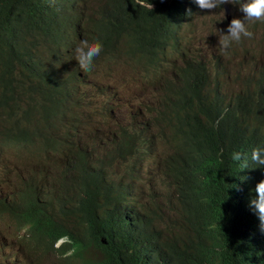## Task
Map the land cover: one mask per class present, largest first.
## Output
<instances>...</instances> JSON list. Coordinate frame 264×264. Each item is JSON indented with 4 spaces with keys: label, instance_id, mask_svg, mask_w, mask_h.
<instances>
[{
    "label": "clouds",
    "instance_id": "obj_1",
    "mask_svg": "<svg viewBox=\"0 0 264 264\" xmlns=\"http://www.w3.org/2000/svg\"><path fill=\"white\" fill-rule=\"evenodd\" d=\"M56 2L74 15L72 26L78 23L91 28L105 14L125 20L148 16L160 27L163 43L146 44L129 30H121L107 50L96 39H82L76 48L66 49L58 38H44L37 29L33 54L39 65L21 57L0 38V116L14 120L13 124L0 123L1 176L5 168H10L13 175L12 182L4 180L10 190L0 183L6 192L0 201H20L16 190L23 175V164L3 157L2 149L21 153L27 151L26 142L38 139L43 141V147L37 149L41 161L50 167L52 179L47 188L56 206L66 199L65 209H72L86 193L95 199L92 226L80 224L74 232L75 241L64 235L53 243L54 248L72 244L66 254L72 262L65 264L101 259L94 239L112 251L115 264H264V148H260L264 145V0ZM87 4L94 11L85 24L80 14ZM216 12L222 14L216 24L225 33L219 39L224 50L232 43L243 45L262 31L263 46L251 56V66L238 64L226 69L217 57L212 65L201 59L186 61L173 71V77L161 82L152 105L142 108L145 115L141 118L130 116L128 103L120 111L121 99L114 103L119 117L112 120L104 118L99 110H87L80 91L82 83L92 76L94 68L95 74L101 73L119 59L122 37L129 57L139 54L137 62L146 57L149 64L144 68L158 76L165 66L158 54L166 46L177 49L181 25ZM16 24L29 22L24 15L0 12V30ZM90 35L96 37L97 33L91 31ZM180 54L183 56V52ZM188 65L205 72L195 81L188 109L202 128L173 136L165 122L173 110L184 112L180 105L187 96L182 88L187 80L183 70ZM120 76V72L113 75L116 79ZM63 80H68L69 92L59 98L68 105L53 107L50 100L55 95V83ZM100 91L105 93L103 88ZM155 101L159 105L156 114ZM71 104H75L72 110ZM34 111L41 112L47 128L57 121L73 126L81 119L98 121V126L83 128L82 143L76 148L71 142L74 134L67 127L48 133L32 125L34 121L28 115ZM23 113L27 114L26 124ZM244 149H251V157L242 159ZM214 155L238 162L230 172H217L211 165ZM52 157L63 159V164L50 163ZM146 161L156 168L155 186H169L163 196L155 194V186L138 183L133 175L137 164ZM13 164H19L18 169ZM43 187L35 173L31 182H25L23 195L27 192L44 198ZM0 217L9 218V227L16 232L24 230V234L11 238L14 247L1 251L0 264H34L42 259L56 264L54 252H46L28 238V226L20 225L8 213H0ZM70 223L75 225L74 217ZM90 248L98 254L93 260L87 257Z\"/></svg>",
    "mask_w": 264,
    "mask_h": 264
},
{
    "label": "rangeland",
    "instance_id": "obj_2",
    "mask_svg": "<svg viewBox=\"0 0 264 264\" xmlns=\"http://www.w3.org/2000/svg\"><path fill=\"white\" fill-rule=\"evenodd\" d=\"M83 9V13L80 14L82 22L87 23L94 9L91 4H87ZM221 13H212L207 17H200L196 20L192 19L190 22L181 25L178 33V46L165 47L163 53H159L160 62L165 66L160 68L159 75L156 76L153 73L148 72L146 67L149 62L146 57L142 58L139 62L135 61L139 58V54H136L134 58H130L129 54L125 52L124 38L122 37L119 42V59L113 61L106 66V69L101 73L95 74L94 68L91 71L89 78H86L80 89L83 94V100L87 110L104 114V118L110 120L119 117V111L115 108L114 103L121 99L119 104V110L123 111V105L128 103L129 114L131 117L141 118L145 113L143 109H146L152 105L154 93L161 88V82L164 79L173 77V71L178 66H184L186 61L202 60L204 63L212 65L217 57L221 66L225 65L226 69L236 67L238 64H242L243 67L251 66L252 55L256 50L261 49L263 46L260 42L262 37V31L258 30L257 34L253 38L248 39L243 45L233 44L229 49L224 50L219 45V39L224 33L217 27L216 21H220ZM183 52V56L180 54ZM76 56V55H75ZM116 72H120L119 79L113 77ZM62 77H59L61 79ZM100 88L105 90L103 94ZM79 92L76 97H79ZM162 97V96H160ZM159 97V98H160ZM72 98V95L70 99ZM158 98V99H159ZM20 104L25 105L23 102ZM153 106L155 107L154 114L157 113L159 108L158 101H155ZM75 104L70 105V109H74ZM26 109V108H25ZM26 113H23V123L25 122ZM34 122L32 125H36L38 128L44 129L46 132L57 131L64 126L74 134L71 137V142L74 147H79L82 143V135L80 134L83 128H91L98 126V121L87 122L81 119L79 123L73 126L63 124L57 121L53 126L47 128L42 114L39 111H34L28 115ZM13 119L10 121L6 115L0 116V123L7 125L9 122L13 124ZM156 130V128H154ZM157 131V130H156ZM36 135V132H33ZM27 151L21 153L15 151H9L2 149L1 155L3 157H10L18 160L23 164L22 177L20 178L19 185H17L16 195L18 197L23 196V189L25 182H31L33 175L36 173V177L42 181V185L47 187L51 185L50 167L41 161V156L37 149L43 147L42 140H36L33 142H26ZM153 156L157 157L158 153H153ZM148 158V157H146ZM55 166H61L63 159L59 157H52L49 161ZM13 168L18 169L19 164H13ZM137 178V182H146L149 185H156L157 171L152 165H148L147 161L144 164H137L134 174ZM3 179V180H2ZM13 181V175L10 168H5L3 176H1L0 170V183L7 190H10V184L5 181ZM155 194L157 196H163L168 190V185L163 183L161 187L155 186ZM6 192L0 186V197L5 196ZM10 219L6 217H0V253L5 250L8 251L13 244H11V238L24 234V230L16 232L9 227ZM14 247V246H13ZM97 252L90 248L87 251V257L93 260L97 257ZM57 264V260H54ZM34 264H47V261L42 259L38 260Z\"/></svg>",
    "mask_w": 264,
    "mask_h": 264
},
{
    "label": "trees",
    "instance_id": "obj_3",
    "mask_svg": "<svg viewBox=\"0 0 264 264\" xmlns=\"http://www.w3.org/2000/svg\"><path fill=\"white\" fill-rule=\"evenodd\" d=\"M134 3V0H129ZM0 12L11 15H24L29 24H16L4 30H0V38L3 43L10 46L17 54L25 59L37 62L33 54V37L37 29L44 38L53 36L58 38L66 49L76 48L82 39L92 41L98 40L104 50L110 48L114 41L113 36H119L121 30H129L134 37L146 40V44L161 45L163 43L160 27L148 16L141 15L133 20L119 19L111 14H105L91 28L74 23V15L71 11L62 8L56 0H0ZM97 33L96 37L90 32ZM103 50V51H104ZM152 61V58H150ZM183 73L187 75L182 92H187L183 97L180 109L173 110L171 117L167 118L165 124L169 127V134L173 136L185 135L190 132L201 130L200 120L188 111L191 103V93L194 90L195 81L199 77H204L205 72L199 66H186ZM69 92L68 80L57 81L55 83V95L50 100L53 107H65L68 105L60 94ZM260 148H264V145ZM242 159L251 157V149H244L241 153ZM232 158L214 155L211 159L212 168L217 172H230L237 164ZM46 193L44 198L35 197L24 193L19 202L3 204L0 201V213L11 214L20 225L28 226L29 239L42 245L46 252H54L60 264L71 263L70 256H66L72 247L71 243H64L59 248H54V241L67 235L71 241H75V229L83 224L90 228L93 223V209L95 199L92 194L86 193L78 199L76 206L72 209H65L67 200L64 199L55 204V197L48 192L47 187H43ZM75 218V225H71L70 219ZM93 245L98 249L102 257L97 261L84 262L83 264H115L112 261V251L102 245L97 239L93 240Z\"/></svg>",
    "mask_w": 264,
    "mask_h": 264
}]
</instances>
